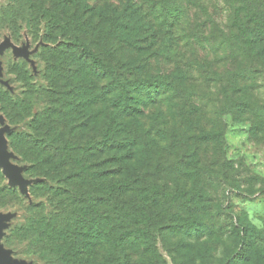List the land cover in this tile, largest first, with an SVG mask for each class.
I'll return each instance as SVG.
<instances>
[{
    "label": "trees",
    "instance_id": "trees-1",
    "mask_svg": "<svg viewBox=\"0 0 264 264\" xmlns=\"http://www.w3.org/2000/svg\"><path fill=\"white\" fill-rule=\"evenodd\" d=\"M152 1L161 24L180 25L182 43L193 46L198 34H187L188 12L192 6L202 11V0ZM229 2L236 25L225 41L236 47L230 60L237 67L220 72L196 59L187 65L206 68L213 99L224 96L236 119L250 116L264 130V106L251 111L248 83L264 78V2ZM141 8L137 0H22L0 12L16 40L20 21L44 41L39 54L47 84L15 65L21 90L3 107L11 123L29 130H15L9 139L45 197L13 236L27 238L43 264H167L159 244L175 264H189L208 249L191 243L211 234L212 223L200 216L208 211L202 202L214 195L201 182L219 168V162L200 159L202 145L191 147L221 134L193 132L208 85L200 83L198 90L185 82L195 78L185 71L175 78L148 71L145 62L159 52L149 51L158 46L157 32ZM125 49L129 58L120 55ZM226 108L214 116L234 110ZM232 233L247 246L264 242L255 225L243 221L232 225ZM182 234L189 242L179 239ZM168 237L175 239L169 246Z\"/></svg>",
    "mask_w": 264,
    "mask_h": 264
},
{
    "label": "rangeland",
    "instance_id": "rangeland-1",
    "mask_svg": "<svg viewBox=\"0 0 264 264\" xmlns=\"http://www.w3.org/2000/svg\"><path fill=\"white\" fill-rule=\"evenodd\" d=\"M137 1L142 4L141 14L147 25L151 27V31L155 29L157 32L158 46L149 51L159 52L150 55L145 62L148 71L172 78L180 77L185 71L196 78L184 80L185 82L194 84L195 87L200 83L201 87L208 85L205 91L207 99L197 103L201 116L193 132L206 129L221 132L217 138H209L207 143L194 142L191 146L196 148V145H202L200 159L209 160L210 165L219 162V168H215L216 175H205L201 182L204 191L214 195V200L202 202L208 207V211L200 216L201 221L208 226L212 223L209 229L211 234L201 235L203 237L198 241L194 237L196 241H191L195 248L208 249L202 260L193 256L189 259V264H264L262 239H259L260 244L247 246L232 233V225L243 221L255 225L264 238V130L257 129L258 122H252L250 116L240 117L241 121L236 119L237 110L224 96L213 99L214 96L210 94L214 92L213 84L205 79L210 73L206 68L201 69L196 63L187 65L190 60L196 59L205 63V67L209 65L220 72L237 67L238 62L234 65V61L230 60V57L236 56V47L232 50L228 41H225L229 39L231 29L236 25L233 8L229 0H202V11L198 6L190 7L188 14L191 26L186 25L189 27L187 34H198L195 41L191 40L193 46H190L181 41L180 32L183 33V30L180 25L161 24V19H157L158 5L154 1ZM21 2L0 0V12L9 5L17 6ZM196 5H199L198 2ZM25 7L28 6L25 4ZM19 26L21 37L16 40L6 22L0 21V159L7 160L20 181H12L4 166L0 165V264H43L44 261L27 238L13 236L16 229L29 223L31 208L45 198L34 189L35 183L40 179L26 172V162L13 150L9 139L15 130L20 129L24 133L29 130L24 124L18 126L11 123L6 114L7 110L3 108L7 106L9 98L18 95L21 90V82L17 80L14 71L15 65L25 66L38 84H47L44 76L45 62L39 54L44 45L42 34L33 31L25 22L19 21ZM205 36H212V40ZM178 42H181L180 48L177 46ZM120 55L129 58L130 50L125 49ZM242 61L244 65L247 64L246 57H242ZM248 83L252 96V105L249 108L256 114L258 108L264 106V78L259 74ZM197 89L199 90L198 87ZM226 107L234 109L233 112L228 110L229 114L220 119L214 116V111H227ZM37 110L38 106H35L34 111ZM251 123L256 126L254 131ZM9 236L10 239H6ZM172 239L175 240L172 237L167 238L168 246ZM179 239L189 242L185 234ZM159 247L167 264H175L167 248L162 244Z\"/></svg>",
    "mask_w": 264,
    "mask_h": 264
},
{
    "label": "water",
    "instance_id": "water-1",
    "mask_svg": "<svg viewBox=\"0 0 264 264\" xmlns=\"http://www.w3.org/2000/svg\"><path fill=\"white\" fill-rule=\"evenodd\" d=\"M0 146H1V144H0ZM0 165L4 166L5 171L7 172V174H9L12 181H14L15 183L20 182V181H18V178H19L18 175L16 173H14V171L12 170L13 168L9 165L7 160H5L4 158H1L0 159Z\"/></svg>",
    "mask_w": 264,
    "mask_h": 264
}]
</instances>
